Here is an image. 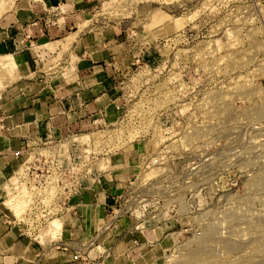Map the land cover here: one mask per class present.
Masks as SVG:
<instances>
[{
	"label": "rangeland",
	"instance_id": "1",
	"mask_svg": "<svg viewBox=\"0 0 264 264\" xmlns=\"http://www.w3.org/2000/svg\"><path fill=\"white\" fill-rule=\"evenodd\" d=\"M102 25L139 50L116 87L117 112L68 149L96 183L132 153L111 222L163 228L156 264H264V0H100L87 26ZM32 178L12 177L6 206L53 217L22 207ZM54 220L26 225L56 239ZM80 247L101 264L97 240Z\"/></svg>",
	"mask_w": 264,
	"mask_h": 264
},
{
	"label": "crops",
	"instance_id": "2",
	"mask_svg": "<svg viewBox=\"0 0 264 264\" xmlns=\"http://www.w3.org/2000/svg\"><path fill=\"white\" fill-rule=\"evenodd\" d=\"M0 1V264H94L92 251L80 247L93 240L101 264H156L163 228L141 232L129 218L111 222L135 172L130 152L73 195L56 239L31 233L6 206L24 145L85 134L112 118L116 87L139 48L122 29L87 26L100 0Z\"/></svg>",
	"mask_w": 264,
	"mask_h": 264
},
{
	"label": "built area",
	"instance_id": "3",
	"mask_svg": "<svg viewBox=\"0 0 264 264\" xmlns=\"http://www.w3.org/2000/svg\"><path fill=\"white\" fill-rule=\"evenodd\" d=\"M99 27L104 28L103 25ZM77 136L80 135L69 133L65 136L50 138L44 144L31 145L27 143L24 145V152L21 155L22 161L13 176L20 182L25 180L27 176L33 177V187L27 188V195L22 194L23 206L20 205L25 210L37 207L41 210V213L43 212L42 214L45 213V210L54 213H52L53 217L46 213V215H41V219L32 216L29 220V215L24 210L21 217L18 218L12 208H9L19 223L26 225L31 221L33 224H41L54 219L60 222L66 213L73 211V208L69 205L70 199L84 187L88 178L92 176L91 167H88L85 162L78 164L75 159L79 158L73 157L69 153L68 140ZM66 154L69 160L72 158L74 162L68 163ZM51 177L56 178L55 181H52V188H55L56 192L50 198L49 192L44 189L47 188L46 179ZM13 192L16 193L17 188H13Z\"/></svg>",
	"mask_w": 264,
	"mask_h": 264
},
{
	"label": "bare ground",
	"instance_id": "4",
	"mask_svg": "<svg viewBox=\"0 0 264 264\" xmlns=\"http://www.w3.org/2000/svg\"><path fill=\"white\" fill-rule=\"evenodd\" d=\"M81 139H83V138H81ZM61 229V228H60Z\"/></svg>",
	"mask_w": 264,
	"mask_h": 264
}]
</instances>
